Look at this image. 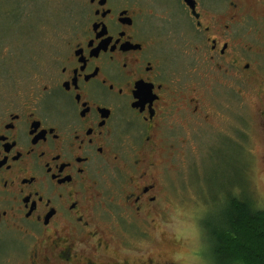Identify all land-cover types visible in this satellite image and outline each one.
<instances>
[{
  "label": "flooded vegetation",
  "instance_id": "flooded-vegetation-1",
  "mask_svg": "<svg viewBox=\"0 0 264 264\" xmlns=\"http://www.w3.org/2000/svg\"><path fill=\"white\" fill-rule=\"evenodd\" d=\"M68 15L41 71L0 88V264H160L129 225L154 228L175 128L214 132L180 85L201 64L264 77V0H76Z\"/></svg>",
  "mask_w": 264,
  "mask_h": 264
},
{
  "label": "rangeland",
  "instance_id": "rangeland-1",
  "mask_svg": "<svg viewBox=\"0 0 264 264\" xmlns=\"http://www.w3.org/2000/svg\"><path fill=\"white\" fill-rule=\"evenodd\" d=\"M75 1L0 0V88L41 71ZM182 61L171 66L181 72ZM183 82L184 93L190 86L201 93L210 113L202 126L214 132L196 142L189 127L175 128L176 153L167 157L154 228L147 219L130 223L128 232L131 242L160 264H215L201 220L216 214L229 195L246 196L264 209V77L217 72L201 64ZM219 126L224 130L215 132Z\"/></svg>",
  "mask_w": 264,
  "mask_h": 264
},
{
  "label": "trees",
  "instance_id": "trees-1",
  "mask_svg": "<svg viewBox=\"0 0 264 264\" xmlns=\"http://www.w3.org/2000/svg\"><path fill=\"white\" fill-rule=\"evenodd\" d=\"M201 226L215 264H264V209L246 196L229 195Z\"/></svg>",
  "mask_w": 264,
  "mask_h": 264
}]
</instances>
